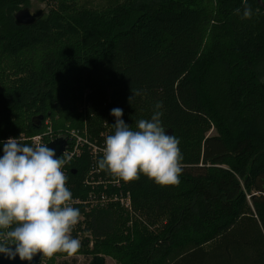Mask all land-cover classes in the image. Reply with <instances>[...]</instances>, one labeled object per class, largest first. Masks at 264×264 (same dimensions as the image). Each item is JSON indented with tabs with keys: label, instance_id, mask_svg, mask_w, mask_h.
<instances>
[{
	"label": "trees",
	"instance_id": "16d2710c",
	"mask_svg": "<svg viewBox=\"0 0 264 264\" xmlns=\"http://www.w3.org/2000/svg\"><path fill=\"white\" fill-rule=\"evenodd\" d=\"M40 1L45 16L18 26L15 14L31 0H0V141L32 143L47 119L55 133L76 128L87 139L65 168L84 215L76 230L92 237L76 254L119 264H264L258 0ZM157 103L167 134L180 141L179 183L160 186L144 175L122 181L99 170L114 132L111 109L121 108L135 128ZM68 133L56 138L70 143ZM91 179L99 184L91 187ZM93 188L109 202L92 205ZM66 255L42 264H68L57 260Z\"/></svg>",
	"mask_w": 264,
	"mask_h": 264
},
{
	"label": "clouds",
	"instance_id": "9594fccd",
	"mask_svg": "<svg viewBox=\"0 0 264 264\" xmlns=\"http://www.w3.org/2000/svg\"><path fill=\"white\" fill-rule=\"evenodd\" d=\"M250 16L251 9L245 6L243 18ZM161 107L157 103L151 118L136 121L135 128L122 119L121 108L111 109L114 132L104 140L98 169L122 181L144 175L160 186L178 184L180 141L163 127ZM0 148V256L31 264L37 254L43 259L76 254L80 241L71 233L81 213L66 187L62 171L66 161L56 158L47 145L25 143L20 137L0 141Z\"/></svg>",
	"mask_w": 264,
	"mask_h": 264
},
{
	"label": "water",
	"instance_id": "95a60500",
	"mask_svg": "<svg viewBox=\"0 0 264 264\" xmlns=\"http://www.w3.org/2000/svg\"><path fill=\"white\" fill-rule=\"evenodd\" d=\"M260 6L264 9L263 0H258ZM46 10L40 9L37 11H33L30 8H24L18 11L15 14V22L18 26H32L35 25L39 20H41L45 14ZM44 119L43 116H39L34 118V122L38 124ZM49 148H52L56 153V158H60L62 154L68 148V140L64 137L56 138L54 141L48 144ZM43 256L42 254H37L33 257L31 264H42ZM0 264H29L28 261H21L19 257H17L14 261L5 258L4 256H0ZM90 264H106V258L103 256L95 257Z\"/></svg>",
	"mask_w": 264,
	"mask_h": 264
},
{
	"label": "rangeland",
	"instance_id": "374dc122",
	"mask_svg": "<svg viewBox=\"0 0 264 264\" xmlns=\"http://www.w3.org/2000/svg\"><path fill=\"white\" fill-rule=\"evenodd\" d=\"M30 9H32L33 11H37V10H40V9H43V10H46L48 11L49 8L46 4L42 3L40 0H31V6H30ZM39 117V116H38ZM66 132H60V134H57L55 133V130L53 129V124L51 122V120L47 119L45 121V129L43 132L45 133H48L52 136H54V138L58 137V136H61L62 134L65 135L67 133V131H69V133H71L73 135V137L75 138L76 141H78V138L77 136L81 135V133H79V130L76 129V128H72V130L70 131L69 129L65 130ZM213 133V131L211 132ZM80 137V136H79ZM83 137V136H82ZM81 138V137H80ZM84 138V137H83ZM82 139V138H81ZM73 146V145H72ZM74 153V150L72 152H68L67 154H65L63 157H61L62 159H64L67 163V166L71 163L68 162L69 158L72 156V154ZM123 194V199L124 201H127L128 199V195H125L124 193H121V195ZM91 195H93V192L91 193ZM125 203V202H124ZM83 213L81 214L80 216V219L79 221H83ZM79 223V222H78ZM79 225L80 224H77L76 226L73 227L72 229V237H73V234H75V237L77 239H79V241L81 242L84 238H89V239H92L91 234L90 233H84V232H77L76 229L79 228ZM84 228V227H83ZM74 231H76V233H74ZM89 250H92L94 248V242H92V240H89ZM104 257V256H103ZM106 258V264H119L118 261H116V259H114L113 257L111 256H107L105 257ZM49 258H47V261H48ZM58 261H66L68 264H90L93 260L92 257H89V256H84L83 254L81 253H78V254H74L72 256H64L63 258L61 259H57Z\"/></svg>",
	"mask_w": 264,
	"mask_h": 264
},
{
	"label": "built area",
	"instance_id": "2783aa9c",
	"mask_svg": "<svg viewBox=\"0 0 264 264\" xmlns=\"http://www.w3.org/2000/svg\"><path fill=\"white\" fill-rule=\"evenodd\" d=\"M68 136H69V139H70V143H72L73 146L69 143L67 150L62 154L61 157H63L68 152H72L74 150V153L72 154V156L68 160V162H70L75 157V155H79L80 154V152H78L79 151V147L83 146L84 144H86L87 143L86 142L87 139H85L81 135H79L82 139L79 136H77L78 141H76L71 133H68ZM55 139L56 138H54V136L43 132V133H41L39 135H36V136L32 137L31 141H32V143L45 144V145L48 146V144L50 142L54 141ZM96 149L97 148H95V152H96ZM66 167H67V163H65L64 167L62 168V171L64 173L66 172V169H65ZM87 184H92V179H91V182L87 181ZM95 184H99V183H96L94 181L93 184L91 185V187H93V185H95ZM66 187L69 189V187L67 186V182H66ZM92 192H93V195H91ZM92 192L89 194V197H90L92 205H104L105 203L109 202V197L107 195H105V193H102V196L99 197L97 194H95L94 188H93ZM120 195H121V193H120ZM121 197H122V199H120V200H122L123 203H124L123 194L121 195ZM116 201H119V199L116 198ZM76 204H80V202L78 201L77 198H74L72 196V205L75 207ZM85 204L87 205V204H89V202H87Z\"/></svg>",
	"mask_w": 264,
	"mask_h": 264
},
{
	"label": "bare ground",
	"instance_id": "6f19581e",
	"mask_svg": "<svg viewBox=\"0 0 264 264\" xmlns=\"http://www.w3.org/2000/svg\"><path fill=\"white\" fill-rule=\"evenodd\" d=\"M60 138V137H59ZM67 139V138H66ZM68 140V139H67ZM68 144H69V141H68Z\"/></svg>",
	"mask_w": 264,
	"mask_h": 264
}]
</instances>
